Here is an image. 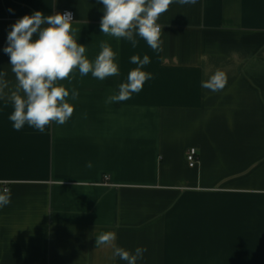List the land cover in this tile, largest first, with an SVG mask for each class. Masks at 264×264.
<instances>
[{"label":"crops","instance_id":"obj_1","mask_svg":"<svg viewBox=\"0 0 264 264\" xmlns=\"http://www.w3.org/2000/svg\"><path fill=\"white\" fill-rule=\"evenodd\" d=\"M65 10L85 55L94 60L107 41L119 75L76 70L61 82L72 117L43 133L14 130L12 105L0 99V191H11L0 208V264H127L96 247L104 231L126 250L146 247L137 264H264V0L173 3L157 21L159 52L139 36L133 48L101 33L97 0H0V71L10 87L11 25ZM133 55L149 56L143 70L153 79L105 103L137 67ZM217 69L226 87L202 88Z\"/></svg>","mask_w":264,"mask_h":264},{"label":"clouds","instance_id":"obj_2","mask_svg":"<svg viewBox=\"0 0 264 264\" xmlns=\"http://www.w3.org/2000/svg\"><path fill=\"white\" fill-rule=\"evenodd\" d=\"M198 0H97L103 5L100 20L101 33L126 39L132 47L137 46L136 36L146 41L156 52L162 50V26L157 22L160 15L167 12L173 3L195 5ZM9 11H12L11 9ZM73 14L70 11L45 15L34 11L24 15L11 25L7 44L3 52L9 56L11 72L15 77L14 87L5 79L7 73L0 71V99H6L13 111L8 119L14 130L26 125L43 133L45 128L55 123L64 125L73 115L74 106L69 103V90L61 83L71 79L76 70L81 77L91 73L92 77L103 81L119 75L117 53L107 41L100 43L101 51L94 60L86 55V47L74 38ZM131 63L137 65L129 71L126 82L120 83L118 92L106 98L105 103L124 102L142 91L146 81L153 74L143 70L151 61L148 55L141 58L133 55ZM227 85V75L217 69L201 87L212 92L222 91ZM7 90V91H6ZM79 92L71 90V99L76 100ZM87 167H92L91 162ZM63 183V181H62ZM11 203V191H0V208ZM95 236L96 247L113 249V259L119 257L127 264H137L147 251L146 247H136L134 252L116 246V234L112 231L100 232Z\"/></svg>","mask_w":264,"mask_h":264},{"label":"built area","instance_id":"obj_3","mask_svg":"<svg viewBox=\"0 0 264 264\" xmlns=\"http://www.w3.org/2000/svg\"><path fill=\"white\" fill-rule=\"evenodd\" d=\"M68 11V10H65ZM63 11V12H65ZM61 12V13H63ZM73 14V20L75 19L74 13L70 11ZM186 158L188 160V163L190 166L194 167L198 163V150L195 147H191L187 151Z\"/></svg>","mask_w":264,"mask_h":264}]
</instances>
